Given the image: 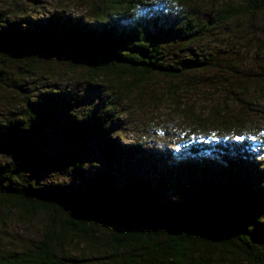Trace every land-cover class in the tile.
<instances>
[{"label": "trees", "instance_id": "1", "mask_svg": "<svg viewBox=\"0 0 264 264\" xmlns=\"http://www.w3.org/2000/svg\"><path fill=\"white\" fill-rule=\"evenodd\" d=\"M196 1L87 0L86 15L40 20L14 2L13 15L0 13V221L46 218L36 240L0 248V264H87L86 254L71 256L76 243L97 264H264V136L195 140L173 169L148 167L139 157L160 153L121 144L113 133L119 101L133 93L141 99L155 76L191 84L207 71L224 79L240 73L227 59L231 49L189 50L213 30L222 41L226 27L236 33L243 23L246 31L254 16H264V0H205L212 11L204 19ZM57 63L86 78L83 90L54 82ZM254 76L264 85V70ZM210 115L221 131L247 127L249 119L219 106ZM51 142L60 153L46 151ZM94 144L132 165L125 183L86 179L83 159ZM66 164L81 186L40 181Z\"/></svg>", "mask_w": 264, "mask_h": 264}, {"label": "rangeland", "instance_id": "2", "mask_svg": "<svg viewBox=\"0 0 264 264\" xmlns=\"http://www.w3.org/2000/svg\"><path fill=\"white\" fill-rule=\"evenodd\" d=\"M197 1L196 4L199 7L196 14L204 19L212 10L207 8L205 0ZM210 1L207 2L210 3ZM224 1L214 0L213 2L219 5ZM14 2L23 8L21 10L24 14H29L32 19L38 20L53 14L83 16L88 13L89 7L87 0H0V13L11 14L14 11ZM230 29L231 26L225 28L224 31L229 36L225 37L223 41L221 40V30H213L210 32V37H205L200 42L191 45L189 53L195 56L200 51L203 53L212 50L218 53V48L231 49L233 52L228 54L227 59L230 58L231 62L241 69L237 76L230 75L231 78L224 79L217 76L216 71H207L202 73L198 79L193 80L191 84L155 76L151 79V83L147 86L141 99L136 98L134 95L136 93H133L132 100L125 96L119 101L116 114L120 118L116 123H112L113 133L119 143H142L150 153L154 155L160 153L158 158H151V160L137 156L143 164L149 167L152 163L162 164L165 162L166 165H171L170 167L174 169V165H182L183 161L180 157L182 150L188 149L187 144L195 140L215 138L217 135H224L228 132L233 135L257 132L258 136H264V85L256 83V76H254L257 72L264 70V16H254L252 24L245 29L246 31L240 30L243 29V23L237 27L239 32L230 33ZM52 68L58 73L54 76V82L59 86L63 87L67 84L69 88L76 87L78 91L83 90L86 85L83 84V81L86 78L78 71L75 73L67 71L66 67L59 63L54 64ZM248 73L253 76L246 77L245 75ZM195 82L198 84H194ZM98 83L102 85V82L98 81ZM169 86H173L170 89L177 93L170 92ZM245 86H250V92H246ZM90 95L87 94V97L89 98ZM97 100L98 98L85 100L81 103V109L85 110L88 105ZM215 106H219L233 119L246 114L249 117L247 127L245 124L235 125L230 126L226 131H221L219 124H209L207 117ZM198 117L205 118V121L198 120ZM240 127L242 130L238 132L237 129ZM48 145L47 152L59 151L55 142ZM210 158L213 161L217 160L215 156H210ZM128 167H132V165L117 163L94 144L93 152L83 159L81 171L88 180L111 178V184L118 185L126 182L129 175L127 174ZM39 178L41 182H60L65 187L72 189L81 186L82 182L80 178L74 176L68 164L62 168L56 166ZM11 215L5 216L0 221V248L15 246L21 248V246L29 244L36 240L41 227L46 223V218L42 215L30 219ZM76 242L78 241L74 243ZM75 245L71 249V256L86 254V261H89L87 264H97L98 260L93 256L95 254H89L90 251L85 252L89 249L83 245H80L81 248H74ZM82 247L86 250H83Z\"/></svg>", "mask_w": 264, "mask_h": 264}]
</instances>
